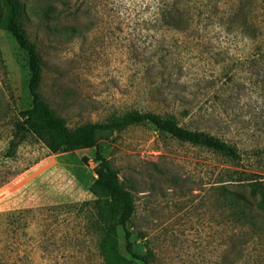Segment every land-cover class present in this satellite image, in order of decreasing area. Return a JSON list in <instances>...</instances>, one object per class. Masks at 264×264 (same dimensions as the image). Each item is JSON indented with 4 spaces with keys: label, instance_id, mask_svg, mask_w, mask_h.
<instances>
[{
    "label": "rangeland",
    "instance_id": "rangeland-1",
    "mask_svg": "<svg viewBox=\"0 0 264 264\" xmlns=\"http://www.w3.org/2000/svg\"><path fill=\"white\" fill-rule=\"evenodd\" d=\"M43 63L42 98L71 128L130 110L174 117L241 159L150 123L100 145L135 197L130 228L150 264H264V226L238 219L226 190L264 183V0H21ZM28 57L0 28V264H107L91 191L96 148L52 151L27 133ZM87 159L85 161L84 159ZM129 264H143L125 250Z\"/></svg>",
    "mask_w": 264,
    "mask_h": 264
},
{
    "label": "trees",
    "instance_id": "trees-1",
    "mask_svg": "<svg viewBox=\"0 0 264 264\" xmlns=\"http://www.w3.org/2000/svg\"><path fill=\"white\" fill-rule=\"evenodd\" d=\"M0 28L10 32L27 54L29 92L32 97V107L23 112L24 119L18 125L16 138L19 139L11 142L9 152L13 154L19 141L30 132L46 137L52 151L65 147L96 148V159L99 164L95 170L97 177L91 185V191L97 197L102 219L101 253L107 264H129L128 258L121 252L119 229L122 228L126 252L133 259L150 264L147 255L136 251L134 233L130 228L136 210L134 194L122 184L118 170L106 157L100 145L103 136L133 125L150 123L174 138L204 146L234 161L241 159L237 147L209 133L183 127L174 117H163L154 112L140 110L127 111L105 122H88L71 128L67 119L58 115L41 96L43 63L37 45L27 33L24 4L21 0H0ZM84 160L87 161L86 158ZM235 173L238 174L237 181L248 183L250 194L224 188V201H230L239 220L264 226V183L247 172Z\"/></svg>",
    "mask_w": 264,
    "mask_h": 264
},
{
    "label": "built area",
    "instance_id": "built-area-1",
    "mask_svg": "<svg viewBox=\"0 0 264 264\" xmlns=\"http://www.w3.org/2000/svg\"><path fill=\"white\" fill-rule=\"evenodd\" d=\"M97 176V175H96Z\"/></svg>",
    "mask_w": 264,
    "mask_h": 264
}]
</instances>
